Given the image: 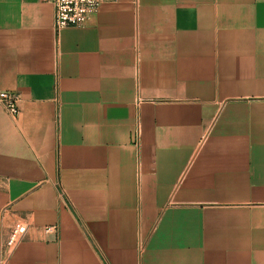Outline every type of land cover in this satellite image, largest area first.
Here are the masks:
<instances>
[{
	"label": "crops",
	"instance_id": "1",
	"mask_svg": "<svg viewBox=\"0 0 264 264\" xmlns=\"http://www.w3.org/2000/svg\"><path fill=\"white\" fill-rule=\"evenodd\" d=\"M99 1L0 0V255L264 264V0Z\"/></svg>",
	"mask_w": 264,
	"mask_h": 264
},
{
	"label": "built area",
	"instance_id": "2",
	"mask_svg": "<svg viewBox=\"0 0 264 264\" xmlns=\"http://www.w3.org/2000/svg\"><path fill=\"white\" fill-rule=\"evenodd\" d=\"M53 8V29L55 32L69 28H82L99 8V0H45ZM21 98L18 94L0 92V106L11 118L19 115ZM138 135V133H136ZM26 227L14 224L7 235L0 255V264H6L12 251L23 240Z\"/></svg>",
	"mask_w": 264,
	"mask_h": 264
}]
</instances>
